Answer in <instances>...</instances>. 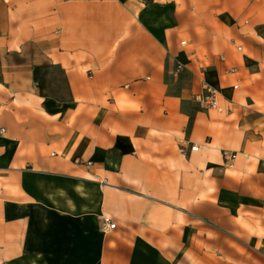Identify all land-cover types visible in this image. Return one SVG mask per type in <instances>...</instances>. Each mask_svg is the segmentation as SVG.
<instances>
[{
    "label": "crops",
    "instance_id": "0c3cea01",
    "mask_svg": "<svg viewBox=\"0 0 264 264\" xmlns=\"http://www.w3.org/2000/svg\"><path fill=\"white\" fill-rule=\"evenodd\" d=\"M262 112L264 0H0V264H264Z\"/></svg>",
    "mask_w": 264,
    "mask_h": 264
},
{
    "label": "built area",
    "instance_id": "2783aa9c",
    "mask_svg": "<svg viewBox=\"0 0 264 264\" xmlns=\"http://www.w3.org/2000/svg\"><path fill=\"white\" fill-rule=\"evenodd\" d=\"M183 44H186L185 41L182 42ZM239 49L242 50V46H239ZM183 64L178 65V71H180L183 68ZM230 72L235 71L234 68H231L229 70ZM235 88H239V84L235 85ZM221 91L217 86H215L211 81H209L205 75L203 74L201 76V90L200 92L196 93L194 96V99L197 103H199L201 106L206 108L215 109L217 111L222 112L224 110L223 105L221 104ZM264 113V112H262ZM5 129H2V132H4ZM192 150H199V145H193ZM231 158L229 157V160ZM93 161L88 160L87 164L91 165ZM103 225L102 229L105 232L112 231L117 228L118 223L113 220L111 217L105 216L103 217Z\"/></svg>",
    "mask_w": 264,
    "mask_h": 264
}]
</instances>
